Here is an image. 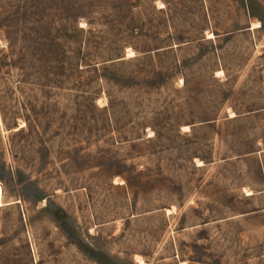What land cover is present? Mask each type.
Wrapping results in <instances>:
<instances>
[{"label":"rangeland","instance_id":"rangeland-1","mask_svg":"<svg viewBox=\"0 0 264 264\" xmlns=\"http://www.w3.org/2000/svg\"><path fill=\"white\" fill-rule=\"evenodd\" d=\"M0 264H264V0H0Z\"/></svg>","mask_w":264,"mask_h":264}]
</instances>
